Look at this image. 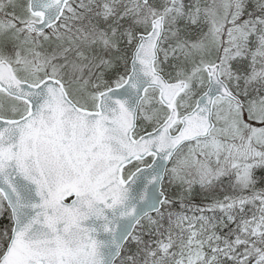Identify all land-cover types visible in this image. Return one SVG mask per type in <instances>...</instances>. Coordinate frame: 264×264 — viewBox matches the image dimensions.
Listing matches in <instances>:
<instances>
[{"label":"snow or ice","instance_id":"snow-or-ice-1","mask_svg":"<svg viewBox=\"0 0 264 264\" xmlns=\"http://www.w3.org/2000/svg\"><path fill=\"white\" fill-rule=\"evenodd\" d=\"M0 264H264V0H0Z\"/></svg>","mask_w":264,"mask_h":264}]
</instances>
